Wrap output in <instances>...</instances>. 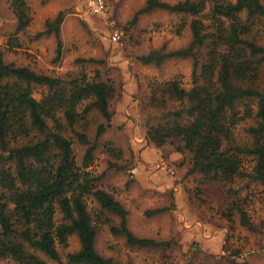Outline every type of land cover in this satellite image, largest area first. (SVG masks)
<instances>
[{"label":"trees","instance_id":"16d2710c","mask_svg":"<svg viewBox=\"0 0 264 264\" xmlns=\"http://www.w3.org/2000/svg\"><path fill=\"white\" fill-rule=\"evenodd\" d=\"M8 2L16 22L15 33L24 31L31 22L26 1ZM154 10L190 17L191 41L184 48L152 51L137 60L160 66L167 60L189 59L193 84L188 90L177 80L153 86L155 101L173 107L162 112L155 124L147 125V142L156 148L171 147L185 156L189 175L199 174L203 180L223 185L243 176L242 155L253 157L252 171L245 176L264 187V79L262 85L258 83L264 67V46L251 36L256 20L264 18L261 0H180L175 4L147 0L127 24L136 25L140 16ZM63 20L60 12L35 35L53 34L56 60L61 56ZM185 26L183 22L178 32ZM15 46L9 43L4 49L0 47V260L47 264L39 253L62 264L57 248H66L68 239L75 235L80 247L66 255V264H123L95 250L99 226H107L113 236L122 237L129 246L169 248L171 241L135 236L127 226L128 211L112 192L99 186L105 173L95 175L87 170L96 139L106 128L99 125L95 142L90 141L86 132L91 110L110 122V102L115 96L112 81L89 79L84 70L64 77L35 73L5 61L4 53ZM36 88L43 89L39 99L34 96ZM246 101L256 104L255 124L248 129L251 144L239 147L232 144L231 135L239 121L252 116L250 108L246 107L241 116L236 110ZM73 137L86 146L81 166L75 161ZM107 151L118 154L110 146ZM108 168L125 169L115 163ZM88 198L97 204L92 212ZM166 210L157 208L145 215ZM228 210L229 214H239L242 226L252 228L242 203H232ZM107 215L117 217L119 223L113 224Z\"/></svg>","mask_w":264,"mask_h":264},{"label":"rangeland","instance_id":"374dc122","mask_svg":"<svg viewBox=\"0 0 264 264\" xmlns=\"http://www.w3.org/2000/svg\"><path fill=\"white\" fill-rule=\"evenodd\" d=\"M31 17L30 25L15 33L16 22L8 0H0V47L16 43L4 53L8 63L31 69L35 73L64 77L84 70L89 79L111 80L115 96L110 102L113 115L106 122L91 110L87 136L95 142L97 127L105 125L96 139L93 161L87 168L95 175L105 173L99 186L112 192L128 211V229L139 238L171 241L169 248H138L129 246L119 236H113L107 226H99L95 250L105 258L123 264H264V187L245 174L251 173L253 157L241 156L243 176L229 185L203 180L199 174L189 175L186 157L171 147L156 148L145 138L147 125L155 124L170 104L155 101L153 86L171 80L188 90L192 84V61L167 60L160 66L143 65L137 58L152 51L169 52L186 47L191 41L190 17L154 10L129 26L134 13L147 0H114L107 20L88 16L81 22L73 14L77 0H25ZM175 4L180 0H161ZM264 5V0H261ZM64 15L60 26L61 56L55 59L56 40L53 34L36 37L44 25ZM186 26L179 33L182 23ZM252 38L264 46V18L256 20ZM102 60L83 63L77 59ZM96 75L99 78H96ZM264 67L259 71L261 85ZM43 89L36 88L39 99ZM154 99V100H153ZM247 107L252 116L239 121L232 130V144H251L248 129L255 124L256 104L246 101L236 110L241 116ZM72 148L76 163L81 166L86 146L76 138ZM118 154L112 155L107 147ZM115 163L125 169L108 168ZM130 181V182H129ZM242 203L252 228L240 224L239 214L228 209L232 203ZM89 211L97 209L92 198L87 199ZM167 208L163 213L148 217L146 211ZM113 222L119 220L107 215ZM78 238L68 239L66 248L58 247L61 263L66 255L79 249ZM47 264H57L37 253ZM0 264H13L0 260Z\"/></svg>","mask_w":264,"mask_h":264},{"label":"built area","instance_id":"2783aa9c","mask_svg":"<svg viewBox=\"0 0 264 264\" xmlns=\"http://www.w3.org/2000/svg\"><path fill=\"white\" fill-rule=\"evenodd\" d=\"M114 0H77L73 6V14L82 21L88 16L107 20Z\"/></svg>","mask_w":264,"mask_h":264}]
</instances>
